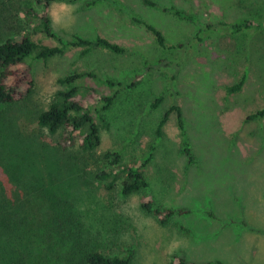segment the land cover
<instances>
[{
    "label": "rangeland",
    "instance_id": "obj_1",
    "mask_svg": "<svg viewBox=\"0 0 264 264\" xmlns=\"http://www.w3.org/2000/svg\"><path fill=\"white\" fill-rule=\"evenodd\" d=\"M92 1L52 3L48 15L53 31L65 41L101 36L129 53L114 57L100 49L83 55L81 49L70 48L48 60H34L31 92L27 94L30 86L24 84L21 89L27 95L22 101L0 104V150L15 149L25 158L18 165V157L16 172L45 183L25 203L32 231L51 235L48 239L57 250L45 264H62L63 253L46 224L51 211L43 195L76 213L85 228L82 244L111 255L131 249L132 264H172L179 252L197 262L264 264V117L246 122L247 115L264 108V32L257 31V36L252 29L241 35L230 27L247 18L264 20V0H152L157 7L142 0ZM27 2L0 0V41L31 32L35 40L58 44L35 31L37 21L26 14ZM61 3L67 5L65 11L59 10ZM170 7L193 14L197 22L161 10ZM140 19L156 25L167 45L182 48L160 54L156 36ZM147 56L150 59L141 58ZM136 57L140 60L132 59ZM245 68L248 77L242 90L227 95L225 87L236 83ZM84 70L104 79L137 82L134 89H121L104 116L110 128L101 126L98 153L120 150L124 163L140 161L153 136L154 127L147 123L158 120L176 98L187 121L193 163L179 152L181 137L171 115L157 160L146 172L158 205L185 207L191 213L162 225L140 208L144 194L124 196L117 182L107 188L96 178L93 162L84 175L57 166L61 153L40 140L42 135L53 145L56 136L37 125L35 113L48 107L61 88L60 76ZM79 87L87 104L109 94L108 87L93 78L80 80ZM161 94L160 106L151 111L150 102ZM142 110L144 115H139ZM127 117L136 123H127ZM132 126L136 134L127 130ZM224 165L232 171L222 172ZM0 186L8 195L16 190L1 164Z\"/></svg>",
    "mask_w": 264,
    "mask_h": 264
},
{
    "label": "trees",
    "instance_id": "obj_2",
    "mask_svg": "<svg viewBox=\"0 0 264 264\" xmlns=\"http://www.w3.org/2000/svg\"><path fill=\"white\" fill-rule=\"evenodd\" d=\"M57 1L66 0H28L25 12L30 19L37 21L35 31L57 39L58 44H44L41 40H35L31 32L0 41V104L11 105L20 102L31 92L33 81L29 78V72L34 60H48L57 57L70 48L81 49L83 55L100 49L114 55V57L129 53L126 47L101 36L94 39L81 36H74L67 41L61 39L53 31L48 15L49 6ZM99 1L107 0H93L90 4ZM142 1L150 7H157L156 2L152 0ZM161 10L184 20L192 22L198 20L193 14L176 7L161 8ZM140 22L156 36L160 54H166V51L178 53L177 51L182 48L181 44L167 45L162 31L156 25L141 19ZM230 27L233 32L241 35L249 33L253 29L259 36L257 31L264 32V20L257 21L247 18L241 23H231ZM141 58L148 60L150 56ZM132 59L140 60L139 57ZM162 60H158V64ZM85 77L97 79L105 84L109 89V94L103 95L94 104L85 103L79 87V81ZM247 77L248 68H245L236 83L225 87L226 94L239 93ZM57 81L61 88L53 93L48 107L35 110V118L41 129L49 135L56 136L53 145L47 139H42V135L40 140L44 145L46 144L61 153L58 167L76 169L84 175L90 173L87 170L88 166L90 168L89 161L93 162L98 167L94 171L96 178L105 182L107 188H114L117 182L120 184V191L124 196L135 193L144 194L140 208L144 212L150 213L154 218L156 217L162 225H169L175 216L191 213L192 210L185 207L175 208L158 205L150 194V180L146 172L148 166L157 160V149H160L159 147L164 144L165 133L163 128L171 115L176 117V124L181 137L180 146H178L179 152L184 154L190 163H193L194 152L190 143L187 121L176 98L158 120L147 123L154 127L153 136L146 144L140 161L124 163L120 150L98 153L101 143V126L110 128L111 123H108L104 116L114 106L122 88L131 90L138 87L135 78L123 82L111 78L104 79L94 71L84 70L64 74ZM24 84L30 86L26 95L21 89ZM163 99L164 94H161L150 102L151 111L157 109ZM150 109L147 108L148 111ZM143 113L144 110L139 115ZM263 117L264 108H261L247 115L246 122L261 120ZM96 118L100 120L101 124L96 121ZM126 122L136 123L132 117H127ZM132 127L133 129L129 127L127 130L136 134L134 126ZM125 130L126 128H124ZM6 147L0 150V164L3 165L16 190L13 189V195H8L4 187L0 186V264H45L50 255L57 250L54 248V242L49 240L52 239L51 235L48 239L45 231L41 233L32 231L30 212L26 211L25 206L26 198L31 196L37 188H44L45 183L42 178L40 180L27 179L17 173L15 166L18 163V157V165L24 164L25 158L18 154L15 149L6 150ZM18 167L22 168L21 166ZM43 197L48 202L51 211L49 221L46 224L49 225V229L55 237V243L62 249V264L133 263V251L131 249L127 250L126 254L111 255L95 247H86L82 244L85 228H82V223L76 213L63 208L61 203L52 202L47 195H43ZM173 258L172 264H212V262H197L188 259L183 252L177 253ZM218 263L223 264L219 261Z\"/></svg>",
    "mask_w": 264,
    "mask_h": 264
},
{
    "label": "clouds",
    "instance_id": "obj_3",
    "mask_svg": "<svg viewBox=\"0 0 264 264\" xmlns=\"http://www.w3.org/2000/svg\"><path fill=\"white\" fill-rule=\"evenodd\" d=\"M66 9H67V5H65V4H63V3H61V4L59 5V10H60V11H65ZM52 15H53V16L56 15V11H55V10L53 11Z\"/></svg>",
    "mask_w": 264,
    "mask_h": 264
},
{
    "label": "crops",
    "instance_id": "obj_4",
    "mask_svg": "<svg viewBox=\"0 0 264 264\" xmlns=\"http://www.w3.org/2000/svg\"><path fill=\"white\" fill-rule=\"evenodd\" d=\"M220 168H222V172H224L225 174L232 171L231 166L224 165V167L220 166Z\"/></svg>",
    "mask_w": 264,
    "mask_h": 264
}]
</instances>
